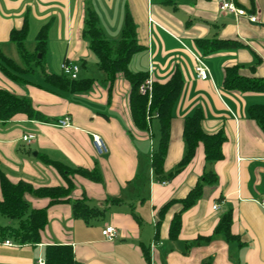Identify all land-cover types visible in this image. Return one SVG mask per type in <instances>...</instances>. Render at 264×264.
<instances>
[{"label": "crops", "instance_id": "1", "mask_svg": "<svg viewBox=\"0 0 264 264\" xmlns=\"http://www.w3.org/2000/svg\"><path fill=\"white\" fill-rule=\"evenodd\" d=\"M233 1L258 20L221 12L217 0H173L170 4L167 0H0V49L5 56L23 68L19 50L11 41L12 32L26 28V48L28 39L33 41V50H27L34 53L37 38L46 29L44 70L60 74L62 65L72 61L80 66L81 79L95 81L88 92L57 94L36 85L43 81L40 70L35 79L31 75L37 71L22 74L23 80L16 81L0 69V89L31 99L49 119L32 120L19 114L0 122L1 169L15 183L25 180L38 186H64L63 176L47 159L70 168L99 167L104 183L76 176L70 198L85 195L91 206L105 210L103 218L86 223L75 217L72 203L50 206L40 244L21 245L0 235V264L45 262L50 245L72 246L76 259L84 264H264V133L249 117L252 106L264 105V92H241L224 85L225 69L235 65L241 66L243 76L264 79V0ZM91 12L97 14L100 27L113 41L119 39L126 15L134 17L145 49L133 57L129 67L133 73L147 72L150 77L152 67L153 80L161 83L177 70L183 75L173 109L165 172L182 160L185 119L198 109L204 114L207 133L223 130L227 136L224 159L211 166L218 184L206 186L197 204L183 213L176 241L170 240L169 227L180 208L175 206L166 216L157 239L158 212L170 200L185 198L203 176L204 145L198 146L193 161L177 177L160 181L152 168L158 151L153 138L160 133V124L153 119L150 132L140 130L132 116L130 81L120 74L111 85L100 69L85 35ZM203 39L236 41L237 45L208 52L197 42ZM194 54L203 57L211 79L197 77ZM88 69L90 73L85 72ZM67 115L71 127L57 126ZM31 134L35 139L24 141ZM94 135L104 139L108 153L98 154ZM109 198H122L123 202L112 205ZM26 200L30 209L46 208L50 203L33 195ZM229 211L233 214L231 230L238 240L214 236ZM106 227L117 230L114 240L104 237ZM210 236L214 238L203 239Z\"/></svg>", "mask_w": 264, "mask_h": 264}, {"label": "trees", "instance_id": "2", "mask_svg": "<svg viewBox=\"0 0 264 264\" xmlns=\"http://www.w3.org/2000/svg\"><path fill=\"white\" fill-rule=\"evenodd\" d=\"M196 1V0H190ZM173 0H167L172 3ZM85 35L90 42L92 52L98 59L100 69L106 74L111 85L117 77L123 74L131 83L130 106L135 125L143 131L150 132V122L157 119L160 124V144L158 151L152 159L154 173L162 182L172 181L195 158L197 148L202 143L205 149L206 170L196 186L185 198L172 199L158 212L157 239L161 226L166 216L175 206L180 209L174 213L169 227V238L172 241L179 239L183 226V213L197 204L203 196L206 186H216L219 178L211 169V166L224 159L223 145L227 136L223 130L217 133H207L203 128L204 114L198 109L192 116L185 119L183 136L186 142V152L180 161L170 172H165V160L169 149L171 130L173 123V109L180 96L183 87V75L177 70L172 77L164 83L154 81L152 98L140 93V86L148 79L147 72L133 73L130 63L133 57L144 51L145 47L138 39V27L134 17L128 13L125 17L123 29L118 40H110L99 25V18L95 12H91L86 19ZM27 29L15 30L11 34L13 41L22 57L23 68L12 59L3 54L0 49V69L16 81H22V74L43 72V81L37 83L39 87L60 94H80L92 89L93 79H73L63 70L60 74L47 73L43 67L44 57L47 51L48 36L44 29L37 38V46L34 53L26 48ZM200 47L208 52H214L231 45H237L230 40H198ZM40 55L42 57H40ZM241 66H229L225 69L224 85L227 89L241 92H264V79H255L240 74ZM19 114H25L32 120L48 121L49 119L38 111L31 99L19 97L11 92L0 89V122L6 123ZM249 117L255 121L264 133V105H255L249 109ZM63 176L64 186H38L31 182L21 180L17 183L11 181L1 169L0 158V185L2 199H0V215L9 220L19 221L18 227L2 226L0 235L5 239L12 237L21 245H38L42 242V233L48 225V208L55 204L72 203L76 218L83 219L86 223L103 218L105 210L91 206L87 196L72 200L71 194L75 190L74 178L80 176L96 183H104V176L99 167L93 170L86 168H70L61 163L47 159ZM27 195L49 199V206L42 209H30L26 200ZM122 198H109L108 203L121 204ZM135 218L136 215L132 213ZM138 220V219H137ZM233 214L227 212L221 218L215 230L216 235H223L227 241L238 240L239 237L232 233ZM214 236L203 237L212 240ZM202 238V237H201ZM145 256L150 260V253L145 248ZM45 264H84L75 257L73 247L70 245H50L45 251Z\"/></svg>", "mask_w": 264, "mask_h": 264}, {"label": "built area", "instance_id": "3", "mask_svg": "<svg viewBox=\"0 0 264 264\" xmlns=\"http://www.w3.org/2000/svg\"><path fill=\"white\" fill-rule=\"evenodd\" d=\"M217 1L219 3L221 12H230V13L235 14L236 16H248L252 22H256L258 20L256 16L248 15L244 9L238 8L233 0H217ZM150 21L151 22L153 21L152 18H150ZM194 57L197 62L196 67H195L197 77L201 80L211 79L210 70L208 66L206 65L203 57L197 54H194ZM62 70L66 75L70 76L71 78L77 79L79 76V72H80V66L75 62L67 61L62 65ZM152 72H153V68L151 67L150 77L140 86V93L146 96L148 95L149 98H152L153 86H154V80L151 75ZM56 125L62 128L71 127L72 119L69 115H67L63 117L62 119H60ZM34 139H35V136L32 134L26 135L24 137V141L28 143H30ZM93 141H94V145L99 155H104L108 153L109 151L108 146L101 136L94 135ZM218 208H219L218 205L214 206L215 210H218ZM117 234L118 232L114 227H106L103 230V235L108 240H114ZM6 244L12 245L10 241H7ZM39 264H45V262L40 260Z\"/></svg>", "mask_w": 264, "mask_h": 264}, {"label": "rangeland", "instance_id": "4", "mask_svg": "<svg viewBox=\"0 0 264 264\" xmlns=\"http://www.w3.org/2000/svg\"><path fill=\"white\" fill-rule=\"evenodd\" d=\"M33 47H34V44H33V41H30L29 39H28V41H27V48L29 49V51H31V50H33ZM21 64H22V61L20 62ZM85 72L86 73H90L89 72V69L88 70H85ZM39 74V72L37 71V73H35V74H32L31 76H33L34 77V79L37 77V75ZM80 72H79V78L81 77L80 76ZM91 75H92V77H97L96 76V74H92L91 73ZM95 75V76H94ZM81 79V78H80ZM96 83H98L99 85H101V86H104V82H102V81H96ZM157 122V124L159 123L158 121H156ZM160 138H161V135H160V133H158L157 132V134H156V137H154L153 138V143H154V150L155 151H157L158 150V148H159V143H160ZM80 182V181H79ZM162 183V182H161ZM92 205V204H91ZM93 205H95L94 203H93ZM0 224L2 225V226H8V225H11V226H13V227H18L19 226V221H17V220H9L8 218H6V217H4V216H2V215H0ZM156 245V244H155Z\"/></svg>", "mask_w": 264, "mask_h": 264}, {"label": "water", "instance_id": "5", "mask_svg": "<svg viewBox=\"0 0 264 264\" xmlns=\"http://www.w3.org/2000/svg\"><path fill=\"white\" fill-rule=\"evenodd\" d=\"M41 57V56H40Z\"/></svg>", "mask_w": 264, "mask_h": 264}]
</instances>
